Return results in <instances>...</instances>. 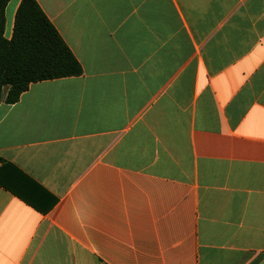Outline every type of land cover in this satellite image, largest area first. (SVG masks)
<instances>
[{"label": "crops", "instance_id": "crops-1", "mask_svg": "<svg viewBox=\"0 0 264 264\" xmlns=\"http://www.w3.org/2000/svg\"><path fill=\"white\" fill-rule=\"evenodd\" d=\"M36 2L83 73L0 104V264H264V0Z\"/></svg>", "mask_w": 264, "mask_h": 264}, {"label": "trees", "instance_id": "trees-1", "mask_svg": "<svg viewBox=\"0 0 264 264\" xmlns=\"http://www.w3.org/2000/svg\"><path fill=\"white\" fill-rule=\"evenodd\" d=\"M8 2L0 0V104L17 103L33 83L81 76V65L36 0L20 1L14 15L11 37H4V13ZM16 174L28 179L21 172L17 171ZM0 185L25 203L33 205L20 193L17 183L0 177Z\"/></svg>", "mask_w": 264, "mask_h": 264}]
</instances>
